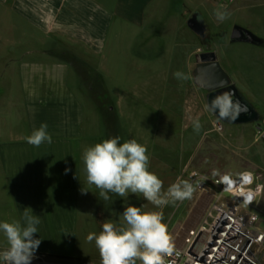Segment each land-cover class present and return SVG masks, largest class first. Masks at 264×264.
Returning a JSON list of instances; mask_svg holds the SVG:
<instances>
[{
	"label": "rangeland",
	"instance_id": "1",
	"mask_svg": "<svg viewBox=\"0 0 264 264\" xmlns=\"http://www.w3.org/2000/svg\"><path fill=\"white\" fill-rule=\"evenodd\" d=\"M160 3L149 7L147 13L153 12V16L145 14L139 28L130 26L127 29L124 25L126 32L123 36L117 37L114 33L109 36L108 59L101 70L102 81H84L88 87L91 85L90 95L82 96L86 113L91 115L92 125L95 122L92 133L88 130L85 135L86 140L91 137L92 146L117 136L121 138L120 143L136 139L146 146L149 171L163 181L162 191L178 179L189 180L194 185L199 182L196 191L191 199L157 209L139 193L120 197L109 192L110 198L104 200L100 189H87L94 185L89 184L85 176L86 191L77 200L76 231L69 239L57 237L48 244L52 251L61 255L45 256L101 264L95 242H89L87 237L90 233L102 231V224L106 221L123 224L122 214L128 205L162 211L164 222L173 236L206 213L216 191L212 181L218 177L212 175L213 170L233 176L251 171L260 176L264 185V140L261 138L264 129V44L256 46L228 41L234 23L264 39V0H162ZM193 10L201 13L207 25L204 38L186 25ZM216 10L230 15L219 21ZM17 34L0 24L3 39L17 41ZM131 45L137 49L140 58L143 53L146 59L133 60L129 50ZM9 50L13 51L12 48ZM204 51L215 53L229 80L258 111V121L242 124L218 122L211 112L205 110L206 90L193 79L198 55ZM10 57L19 58L18 50L9 55L0 54V88L12 91L17 87V69L14 61L4 64ZM176 71L191 78L177 80L173 76ZM77 82L72 80L70 84L79 87ZM81 87L85 88L84 85ZM2 107L5 109L0 103V110ZM1 118L0 114V140H3L8 135L5 130L10 121ZM197 118L202 125L199 133L192 125ZM193 172L198 175L191 176ZM200 177L206 179L200 180ZM257 208L260 227L264 231V188ZM0 240L7 248L2 232ZM255 253L264 264V243L256 247Z\"/></svg>",
	"mask_w": 264,
	"mask_h": 264
},
{
	"label": "crops",
	"instance_id": "2",
	"mask_svg": "<svg viewBox=\"0 0 264 264\" xmlns=\"http://www.w3.org/2000/svg\"><path fill=\"white\" fill-rule=\"evenodd\" d=\"M160 2L0 0V24L18 33L17 41L0 36V54L15 49L19 54L4 61H14L16 90L0 88L6 109L0 110L1 119L10 121L8 135L0 140V222L20 220L23 225L24 210L31 208L41 221L33 234L41 239L34 255H61L48 244L71 238L77 228V200L87 186L83 154L93 143L85 133H92L95 123L82 98L91 92L84 81H102L109 36H123L124 25L139 28L145 14L153 16L149 7ZM129 50L133 60L147 57L141 53L145 57L140 58L132 45ZM45 122L52 143L28 144L25 137ZM3 244L0 240L4 250Z\"/></svg>",
	"mask_w": 264,
	"mask_h": 264
},
{
	"label": "clouds",
	"instance_id": "3",
	"mask_svg": "<svg viewBox=\"0 0 264 264\" xmlns=\"http://www.w3.org/2000/svg\"><path fill=\"white\" fill-rule=\"evenodd\" d=\"M216 18L223 21L230 15L226 11H215ZM177 80H188L191 77L181 71L173 73ZM204 108L209 112H217L220 119L235 120L241 112H247V107L233 100L231 92H223L214 97ZM193 130L199 133L202 125L200 120L192 121ZM47 123H41L25 139L28 144L39 147L47 141L52 143V136L47 131ZM119 136L104 139L94 146L88 147L83 154L86 179L89 184L100 189L104 200L110 197L108 193L120 197H128L129 193L142 194L146 201L157 209H162L169 203L191 199L197 185L186 179H178L166 191H162L163 181L149 171V156L146 146L130 139L120 143ZM197 176L196 172L192 173ZM213 176L218 177L223 191L239 193L246 204H251L255 196L264 188L257 185L255 191L245 190L254 181V174L243 171L234 178L232 174H220L213 170ZM200 177V180H205ZM25 208L23 225L20 220L0 222V232L6 238L8 247L0 251V264H31L41 239H35L38 232L39 216L30 213ZM32 210V209H31ZM33 212V211H32ZM123 224L117 225L111 220L102 224V231L90 233L89 242L94 241L98 249L101 264H175L173 257L175 244L173 236L164 222V214L159 210H144L142 206L128 205L122 214Z\"/></svg>",
	"mask_w": 264,
	"mask_h": 264
},
{
	"label": "built area",
	"instance_id": "4",
	"mask_svg": "<svg viewBox=\"0 0 264 264\" xmlns=\"http://www.w3.org/2000/svg\"><path fill=\"white\" fill-rule=\"evenodd\" d=\"M253 174L254 181L245 190L255 191L257 185H262L260 176ZM233 177L238 178V175ZM212 183L216 191L206 213L196 223L180 228L173 235L175 251L169 259H174L175 264H262L255 253L256 247L264 243L257 208L262 189L251 204H246L239 193L223 191L218 178ZM31 264L90 263L35 255Z\"/></svg>",
	"mask_w": 264,
	"mask_h": 264
},
{
	"label": "water",
	"instance_id": "5",
	"mask_svg": "<svg viewBox=\"0 0 264 264\" xmlns=\"http://www.w3.org/2000/svg\"><path fill=\"white\" fill-rule=\"evenodd\" d=\"M187 27L193 31L200 38L206 35L207 25L198 10H193L190 16L186 19ZM228 41L230 43L244 42L256 46L264 44V39L250 29L234 23L229 31ZM199 61L196 63L193 70V79L195 83L206 90L205 104L222 94L223 92H231L233 100L239 101L242 106L247 107V112H241L235 120L220 119L218 111L211 112L218 122H227L231 124H242L248 122H256L259 119V113L254 106L246 99V97L239 91L236 85L229 80V77L216 60L213 51H204L199 53ZM261 138L264 140V129L261 132Z\"/></svg>",
	"mask_w": 264,
	"mask_h": 264
},
{
	"label": "bare ground",
	"instance_id": "6",
	"mask_svg": "<svg viewBox=\"0 0 264 264\" xmlns=\"http://www.w3.org/2000/svg\"><path fill=\"white\" fill-rule=\"evenodd\" d=\"M197 217V216H196ZM196 219V218H195ZM194 223V222H193Z\"/></svg>",
	"mask_w": 264,
	"mask_h": 264
}]
</instances>
